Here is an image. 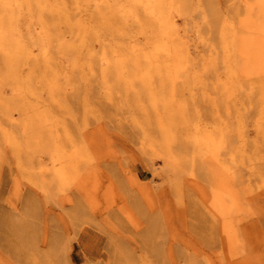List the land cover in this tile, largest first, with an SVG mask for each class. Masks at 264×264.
<instances>
[{"label": "rangeland", "instance_id": "374dc122", "mask_svg": "<svg viewBox=\"0 0 264 264\" xmlns=\"http://www.w3.org/2000/svg\"><path fill=\"white\" fill-rule=\"evenodd\" d=\"M258 1L0 0V264H264Z\"/></svg>", "mask_w": 264, "mask_h": 264}, {"label": "bare ground", "instance_id": "6f19581e", "mask_svg": "<svg viewBox=\"0 0 264 264\" xmlns=\"http://www.w3.org/2000/svg\"><path fill=\"white\" fill-rule=\"evenodd\" d=\"M262 4V5H261ZM263 4L264 1L262 2H255V7L257 8V12L256 15L259 17H261V13L263 11ZM260 6H262V9H260ZM222 34H219V41L222 42ZM91 239L89 232L85 229L81 230L77 239V250H78V254L82 255L85 258L94 256V257H100L101 254L98 251V240L94 239L92 240V242L94 243L93 246L90 247L89 244V240Z\"/></svg>", "mask_w": 264, "mask_h": 264}]
</instances>
